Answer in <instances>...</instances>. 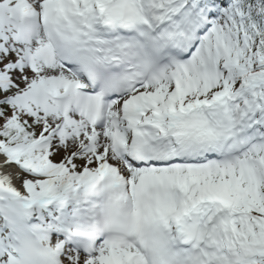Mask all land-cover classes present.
Returning <instances> with one entry per match:
<instances>
[{
	"label": "snow or ice",
	"instance_id": "obj_1",
	"mask_svg": "<svg viewBox=\"0 0 264 264\" xmlns=\"http://www.w3.org/2000/svg\"><path fill=\"white\" fill-rule=\"evenodd\" d=\"M0 264H264V0H0Z\"/></svg>",
	"mask_w": 264,
	"mask_h": 264
}]
</instances>
